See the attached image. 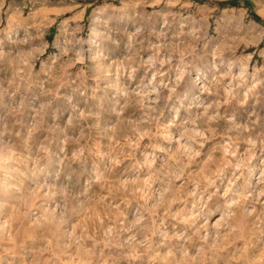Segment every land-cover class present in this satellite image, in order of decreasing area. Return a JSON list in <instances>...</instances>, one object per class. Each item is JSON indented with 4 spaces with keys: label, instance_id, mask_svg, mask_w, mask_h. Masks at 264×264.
I'll return each instance as SVG.
<instances>
[{
    "label": "clouds",
    "instance_id": "9594fccd",
    "mask_svg": "<svg viewBox=\"0 0 264 264\" xmlns=\"http://www.w3.org/2000/svg\"><path fill=\"white\" fill-rule=\"evenodd\" d=\"M0 264H264V0H0Z\"/></svg>",
    "mask_w": 264,
    "mask_h": 264
}]
</instances>
